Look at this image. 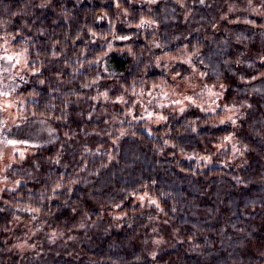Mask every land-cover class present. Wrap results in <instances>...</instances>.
<instances>
[{
  "label": "trees",
  "instance_id": "1",
  "mask_svg": "<svg viewBox=\"0 0 264 264\" xmlns=\"http://www.w3.org/2000/svg\"><path fill=\"white\" fill-rule=\"evenodd\" d=\"M141 1L0 0V43L8 37L32 74L15 93L21 114L57 139L33 178L0 195V255L13 213L26 212L87 229L80 253L49 247L26 264H264V0H253L257 15L228 19L226 6L245 0ZM185 49L244 107L236 123L192 106L154 125L117 105L169 88L155 60ZM228 139L236 152L215 153ZM153 215L167 238L150 249L135 231Z\"/></svg>",
  "mask_w": 264,
  "mask_h": 264
},
{
  "label": "rangeland",
  "instance_id": "2",
  "mask_svg": "<svg viewBox=\"0 0 264 264\" xmlns=\"http://www.w3.org/2000/svg\"><path fill=\"white\" fill-rule=\"evenodd\" d=\"M135 1L143 4L141 0H131L133 3ZM243 9L249 16L258 14L254 1L245 0L235 6L227 5L221 18L235 17ZM154 25L156 24L149 21L148 29H152ZM10 43L11 40L8 37H2L0 43V195L4 190L16 188L25 178H33L36 173L37 158L43 155L41 147L48 143L49 146H55L57 140L55 129L49 122L25 118L21 114V101L15 93L18 86L27 82L32 74L27 71L24 54L13 51ZM184 52V55L177 58L160 56L155 60L160 68L163 67V72L171 83L169 88L152 92L153 86L140 94H133L129 101L121 97L116 104L124 109L130 118L147 120L154 125H160L166 121L167 109L183 112L192 106L212 114H218L220 111L222 121L236 123L240 117L241 108L243 110L244 107L234 104L235 98H229L226 90L227 83L220 80H207L203 71L192 64L188 49ZM184 67L188 69H182ZM227 145H231L234 153L236 152L233 140L228 139L225 143L215 146V153L220 152ZM146 199L147 197L135 196V202L141 204ZM110 216L116 220L114 224L116 229H121L122 224L119 222L121 215L113 212ZM148 221H150L149 227L137 229L135 238L148 235L150 249L161 246L167 238L162 232L168 223L156 215ZM52 222L54 221L44 219L40 214L13 213L6 232L7 241H2L4 254L0 255V264H11L14 256L22 259L26 254L31 253L34 254L33 258H39L38 255L45 254L46 251L40 252L49 247L56 248L58 251L64 249L68 256L78 251L80 253L84 242L81 243L78 239L79 233L87 229L75 226L72 230L66 231L65 228L54 225ZM144 228H147L146 233ZM81 238L85 241L87 235L83 234ZM151 253L153 254L152 251ZM7 254H11V260L6 258ZM42 256L45 257V255ZM76 259V256L71 258L70 260L73 261L70 263H76ZM21 264H26L24 259L21 260Z\"/></svg>",
  "mask_w": 264,
  "mask_h": 264
},
{
  "label": "snow or ice",
  "instance_id": "3",
  "mask_svg": "<svg viewBox=\"0 0 264 264\" xmlns=\"http://www.w3.org/2000/svg\"><path fill=\"white\" fill-rule=\"evenodd\" d=\"M14 143V142H13Z\"/></svg>",
  "mask_w": 264,
  "mask_h": 264
}]
</instances>
